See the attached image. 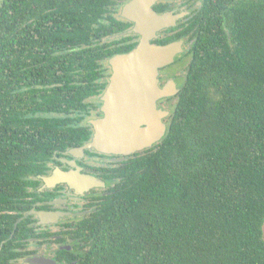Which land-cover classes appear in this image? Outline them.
<instances>
[{"label":"trees","instance_id":"trees-1","mask_svg":"<svg viewBox=\"0 0 264 264\" xmlns=\"http://www.w3.org/2000/svg\"><path fill=\"white\" fill-rule=\"evenodd\" d=\"M206 8L174 61L185 70L165 134L130 160L80 233L73 264H264V0ZM10 17L0 25L19 33L0 35V109L25 177L75 133L47 113L88 103L95 60L84 46L94 37L34 35V0Z\"/></svg>","mask_w":264,"mask_h":264},{"label":"flooded vegetation","instance_id":"flooded-vegetation-1","mask_svg":"<svg viewBox=\"0 0 264 264\" xmlns=\"http://www.w3.org/2000/svg\"><path fill=\"white\" fill-rule=\"evenodd\" d=\"M20 1L0 0V21H5L7 16L11 18L20 9ZM129 1L34 0V35L71 33L94 37L84 48L93 52L95 62L92 66L96 77L92 78L94 83L89 82L90 78L84 80L91 94L83 109L47 113L50 118L62 117L59 119L64 122L62 127L71 128L75 133L66 132V139L54 142L57 147L51 155L35 159L32 172L25 177L21 159L16 156L12 161L11 148L16 143L5 140V111L0 109V264H73L77 250L84 243L79 241L80 233L89 225L104 198L117 191L118 183L127 176L130 160L149 148L128 154L84 148L93 136V127L88 121L103 116L101 96L111 73L109 58L128 52L139 41V34L131 31L133 22L122 15L123 7ZM209 2L154 0L153 10L158 14L170 13L173 23L158 30L152 42L160 44L182 39L183 47H188L195 39L198 20L203 18ZM88 5L91 6L89 13ZM71 9L77 14L73 18ZM211 12L214 13V9L211 8ZM220 17L224 20V14ZM72 20L76 22L75 27L70 24ZM12 26L15 27L0 25V35L18 34V29ZM187 50L189 48L182 54ZM177 57L179 55L174 61ZM172 64L174 62L159 69L160 87L170 78L178 85L183 74L166 73L169 72L166 68ZM174 96L158 99L157 107L169 110ZM55 171L89 175L102 184L76 191L67 182L46 183L45 179ZM39 213L45 216L44 219Z\"/></svg>","mask_w":264,"mask_h":264},{"label":"water","instance_id":"water-1","mask_svg":"<svg viewBox=\"0 0 264 264\" xmlns=\"http://www.w3.org/2000/svg\"><path fill=\"white\" fill-rule=\"evenodd\" d=\"M153 1L130 0L123 7L122 15L133 22L131 31L139 34V41L128 52L109 58L111 73L101 96L103 116L88 121L93 127V136L84 148L128 154L152 146L165 134L164 119L170 111L158 108L157 100L176 95L179 87L173 78L160 87L159 69L173 63L189 45L184 48L182 39L152 42L158 30L173 23L170 13L158 14L153 10ZM60 181L67 182L76 191L102 184L95 177L72 172L55 171L45 179L48 184ZM39 215L45 217L42 213Z\"/></svg>","mask_w":264,"mask_h":264},{"label":"rangeland","instance_id":"rangeland-1","mask_svg":"<svg viewBox=\"0 0 264 264\" xmlns=\"http://www.w3.org/2000/svg\"><path fill=\"white\" fill-rule=\"evenodd\" d=\"M184 70H185V64L175 63V64L169 66L168 68H166V71H169L166 73L173 72V74H181V73L183 74ZM262 228H263V236H264V224H263Z\"/></svg>","mask_w":264,"mask_h":264}]
</instances>
